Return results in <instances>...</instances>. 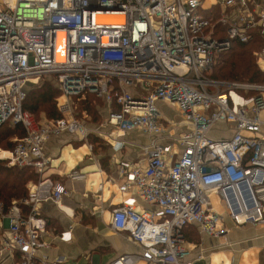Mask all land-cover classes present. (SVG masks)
I'll use <instances>...</instances> for the list:
<instances>
[{
	"label": "built area",
	"instance_id": "2783aa9c",
	"mask_svg": "<svg viewBox=\"0 0 264 264\" xmlns=\"http://www.w3.org/2000/svg\"><path fill=\"white\" fill-rule=\"evenodd\" d=\"M218 4L214 21L201 12L202 0H0V126L25 130L12 149H0V162L40 174L26 185L27 196L6 210L0 203V259L64 264L65 256L43 252L50 245L40 205L68 194L63 182L41 176L49 164L44 145L71 133L92 152V130L73 113L74 97L86 94L105 103L103 125L112 131L99 132L103 141L120 149L130 132L151 138L141 147L144 162L120 158L106 178L123 194L110 227L140 249L108 264H194L186 226L218 238L228 232L225 219L264 223V84L209 73L234 42L248 43L256 32L264 40V3ZM254 54L264 72V45ZM46 77L61 91L57 119L23 107L28 87ZM170 105L176 108L166 115L161 106ZM220 127L227 137H213ZM66 177L85 180L87 173L74 168Z\"/></svg>",
	"mask_w": 264,
	"mask_h": 264
},
{
	"label": "crops",
	"instance_id": "0c3cea01",
	"mask_svg": "<svg viewBox=\"0 0 264 264\" xmlns=\"http://www.w3.org/2000/svg\"><path fill=\"white\" fill-rule=\"evenodd\" d=\"M219 1L206 5L202 2V11H208L215 5L220 10ZM256 1L264 3V0ZM169 112L167 110L171 114ZM84 116L88 115L83 113ZM260 116L264 118V110ZM103 124L98 122L94 127L87 124L92 130L89 137H96L100 141L92 152L82 138L71 133L51 137L44 145L49 164L41 176L63 182L68 194L59 204L44 202L40 205V213L47 222L43 240L50 245L43 252L49 258L65 256L64 264H108L120 255L140 252L125 233H117L110 227L112 208L121 202L123 194L119 193L116 183H108L106 178L115 176V165L120 158L144 162L141 147L147 145L151 138L133 131L123 137L125 144L117 149L101 139L100 129L111 130L106 125L102 127ZM96 128L98 130L94 131ZM74 168L87 173L86 179H67V173ZM100 183L101 189L98 188ZM216 202L219 206L218 200ZM219 211L225 216L224 209L219 208ZM224 226L228 232L215 238L201 234L194 225L198 240H185V244L193 249L191 258L195 259L194 264H264V223L237 226L225 219ZM64 231L70 232V241L57 238ZM199 251L204 256L200 260L197 259ZM0 264L12 262L8 256H4ZM137 264L146 263L139 261Z\"/></svg>",
	"mask_w": 264,
	"mask_h": 264
},
{
	"label": "trees",
	"instance_id": "16d2710c",
	"mask_svg": "<svg viewBox=\"0 0 264 264\" xmlns=\"http://www.w3.org/2000/svg\"><path fill=\"white\" fill-rule=\"evenodd\" d=\"M201 12L205 17L215 21L219 16L220 10L215 5L208 11L203 10ZM218 29L223 30V26L218 25ZM254 34L253 39L248 43L234 42L228 51L220 52L216 57L210 77L216 80L237 83L264 82V73L258 69L255 54L253 55L255 51L264 45V40L256 35L257 32ZM73 101V113L78 119H82L81 115L88 112L95 117V120H99L104 115L102 111H106L103 100L93 94H86L84 98L75 96ZM60 102L61 91L51 77H46L37 85L30 86L27 89L23 107L36 117H38L39 113H43L46 119L52 120L62 116L58 108ZM83 121L86 123L85 119ZM86 124L93 123L87 122ZM24 135L25 130L22 125H9L6 123L0 126V147L12 149L16 141ZM89 140L94 145L93 148L97 146V142L100 143L96 137L90 136ZM39 179V173L33 168L0 165V203L3 204L4 209H8L14 201L27 196L26 185L29 182H37ZM183 233L185 240H198L194 225L186 226L183 229ZM193 234H195V238L191 237Z\"/></svg>",
	"mask_w": 264,
	"mask_h": 264
},
{
	"label": "rangeland",
	"instance_id": "374dc122",
	"mask_svg": "<svg viewBox=\"0 0 264 264\" xmlns=\"http://www.w3.org/2000/svg\"><path fill=\"white\" fill-rule=\"evenodd\" d=\"M213 1H215V0H202V2H203V4L204 5H206V4H209V3H211V2H213ZM156 26H157V24H155ZM253 55H254V53H253ZM258 67V66H257ZM259 69V68H258ZM211 71H212V69H211ZM210 74L212 73V72H209ZM262 73H264V72H262ZM41 82V80L40 81H38V83H40ZM37 83V84H38ZM36 84V85H37ZM257 84H264V82H259V83H257ZM30 86H34V85H30ZM29 86V87H30ZM28 87V88H29ZM105 108V107H104ZM175 108H176V106L174 105H170V106H168L167 108H165L164 106H161V110L164 112V113H166V115H168V113H167V110L168 111H170V110H175ZM105 114V112L104 111H102V114ZM170 113V112H169ZM88 116H86L87 117V119H86V117H85V119H86V121L89 123V122H92L93 124H89L90 125V127H94V125L95 124H98V122H99V124L100 125H102V123H104L105 121H104V119H105V117H104V115H102V118L100 117V119L99 120H95L94 118V116L92 115V114H90V113H86ZM41 117H45L44 116V114L43 113H39V115H38V118H41ZM81 117L82 118H84L83 117V114L81 115ZM98 117V116H97ZM106 120V119H105ZM88 125V126H89ZM102 127H105L104 125L102 126ZM103 129H105V128H103ZM100 131L103 133V134H107V132H109L110 130L108 129V131L107 130H102V129H100ZM229 135V132H227V131H225V129L223 128V127H220V129L217 131V132H215L214 134H213V137H215V138H222V137H227ZM102 143H105V142H103L102 141ZM0 149H2V150H7V149H4L3 147H0ZM0 165H6V163L5 162H0ZM213 201L215 202V203H217L216 201H217V199L215 198V197H213ZM193 230V229H192ZM189 232V231H188ZM195 233V232H194ZM189 235H191V233H189ZM195 234H193L191 237L192 238H195V236H194Z\"/></svg>",
	"mask_w": 264,
	"mask_h": 264
},
{
	"label": "water",
	"instance_id": "95a60500",
	"mask_svg": "<svg viewBox=\"0 0 264 264\" xmlns=\"http://www.w3.org/2000/svg\"><path fill=\"white\" fill-rule=\"evenodd\" d=\"M105 7H108L107 5Z\"/></svg>",
	"mask_w": 264,
	"mask_h": 264
}]
</instances>
